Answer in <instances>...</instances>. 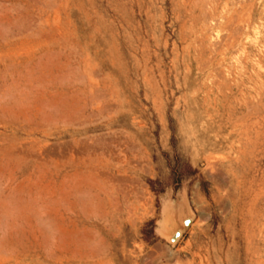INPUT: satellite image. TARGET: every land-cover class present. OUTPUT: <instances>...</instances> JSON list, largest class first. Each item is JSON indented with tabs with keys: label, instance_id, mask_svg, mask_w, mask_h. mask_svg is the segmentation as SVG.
I'll list each match as a JSON object with an SVG mask.
<instances>
[{
	"label": "rangeland",
	"instance_id": "1",
	"mask_svg": "<svg viewBox=\"0 0 264 264\" xmlns=\"http://www.w3.org/2000/svg\"><path fill=\"white\" fill-rule=\"evenodd\" d=\"M0 164V264H264V0H0Z\"/></svg>",
	"mask_w": 264,
	"mask_h": 264
},
{
	"label": "water",
	"instance_id": "2",
	"mask_svg": "<svg viewBox=\"0 0 264 264\" xmlns=\"http://www.w3.org/2000/svg\"><path fill=\"white\" fill-rule=\"evenodd\" d=\"M184 207V215L180 218H178L175 212L168 211L164 214L162 222V226L164 228L163 235L171 244H176L179 241L185 230L194 219V214L191 212L188 202L184 203Z\"/></svg>",
	"mask_w": 264,
	"mask_h": 264
},
{
	"label": "bare ground",
	"instance_id": "3",
	"mask_svg": "<svg viewBox=\"0 0 264 264\" xmlns=\"http://www.w3.org/2000/svg\"><path fill=\"white\" fill-rule=\"evenodd\" d=\"M24 97H25V96H24ZM23 99H24V98H23ZM21 101H22V100H21ZM42 101H43V100H42ZM62 101H63V100H62ZM26 102H27V101H26ZM29 102H30V101H29ZM38 102H39V101H38ZM20 103H21V102H20ZM27 103H28V102H27ZM35 104H37V103H35ZM62 104H63V103H62ZM14 105H15V103L13 104V106H14ZM32 105H33V104H32ZM32 105H31V106H32ZM38 105H39V104H38ZM15 106H17V105H15ZM23 106H24V105H23ZM25 106H26V105H25ZM41 106H42V105H41ZM60 106H61V104H60ZM113 106H114V105H113ZM64 107H65V106H64ZM100 107H101V106H100ZM8 108H9V107H8ZM79 108H80V106H79ZM17 109H18V108H17ZM17 109H15V110H17ZM21 109H22V108H21ZM21 109H20V110H21ZM27 109H28V108H27ZM29 109H30V107H29ZM31 109H32V108H31ZM43 109H44V108H43ZM58 109H59V108H58ZM84 109H85V108H84ZM4 110H5V109H4ZM6 110H7V109H6ZM9 110H10V109H9ZM15 110H14V111H15ZM23 110H25V109H23ZM64 111H65V109H64ZM6 112H7V111H6ZM8 112H9V111H8ZM17 112H18V111H17ZM34 112H35V111H34ZM57 112H58V111H57ZM76 112H77V111H76ZM78 112H79V111H78ZM22 113H23V111L21 112V114H22ZM60 113H61V112H60ZM60 113H59V115H60ZM16 114L18 115V113H16ZM12 115H13V114H12ZM28 115H29V114H28ZM56 115H57V113H56ZM64 115H65V114H64ZM67 115H70V114H67ZM74 115H75V113H74ZM18 116H19V115H18ZM44 116H45V115H44ZM61 116H62V115H61ZM82 116H83V114H82ZM7 117H8V116H7ZM7 117H4V118H7ZM25 117H26V116H25ZM65 117H66V116H65ZM10 118H11V117H10ZM32 118H33V117H32ZM32 118H31V119H32ZM53 118H54V117H53ZM63 118H64V117H63ZM70 118H71V117H70ZM80 118H81V117H80ZM86 118H87V117H86ZM15 119H16V118H15ZM73 119H75L74 116H73ZM9 120H10V119H9ZM9 120H8V121H9ZM11 120H14V119L12 118ZM21 120H22V119H21ZM47 120H48V119H47ZM47 120H46V121H47ZM71 120H72V119H71ZM84 120H85V119H84ZM27 121H28V120H27ZM49 121H50V120H49ZM78 121H79V120H77V122H78ZM82 121H83V120H82ZM13 122H14V121H13ZM47 122H48V121H47ZM51 122H53V121H51ZM79 122H80V121H79ZM36 123H37V122H36ZM71 123H72V122H71ZM58 124H59V123H58ZM63 124H64V123H63ZM26 125H27V124H26ZM47 125H48V124H47ZM27 126H28V125H27ZM28 127H29V126H28ZM76 140H77V139H76ZM74 141H75V140H74ZM80 141H81V140H80ZM77 144H78V143H77ZM29 145H30V144H29ZM10 147H11V146H10ZM10 147H9V148H10ZM55 147H56V146H55ZM88 147H89V146H88ZM114 150H115V149H114ZM26 151H27V150H26ZM29 151H30V150H29ZM32 151H33V150H32ZM9 152H11V151H9ZM11 153H12V152H11ZM29 153H30V152H29ZM2 154H3V153H2ZM4 154H5V153H4ZM23 154H24V152H23ZM49 154H50V153H49ZM66 154H67V153H66ZM33 155H34V154H33ZM68 155H69V154H68ZM68 155H67V156H68ZM7 156H9V155H7ZM25 156H26V155H25ZM88 156H89V155H88ZM4 157H5V155H4ZM10 157H11V156H10ZM26 157H27V156H26ZM26 157H25V158H26ZM79 157H80V156H79ZM83 157H84V156H83ZM20 158H21V157H20ZM42 158H43V157H42ZM57 158H58V157H57ZM7 159H9V157H8ZM26 159H27V158H26ZM28 159H30V158H28ZM28 159H27V160H28ZM78 159H79V158H78ZM102 159H103V158H102ZM21 160H22V159H21ZM34 160H35V159H34ZM34 160H33V162H34ZM38 160H39V159H38ZM59 160H60V159H59ZM64 160H65V159H64ZM82 160H83V159H82ZM86 160H87V159H86ZM10 161H11V158H10ZM36 161H37V160H36ZM67 161H68V159H67ZM76 161H77V160H76ZM78 161H79V160H78ZM80 161H81V160H80ZM102 161H103V160H102ZM18 162H20V161H18ZM21 162H22V161H21ZM30 162H31V161H30ZM43 162H44V161H43ZM82 162H83V161H81L80 163H82ZM22 163H23V162H22ZM31 163H32V162H31ZM40 163H41V162H40ZM76 163H77V162H76ZM68 164H69V163H68ZM83 164H84V163H83ZM0 165H1V164H0ZM15 165H16V164H15ZM31 165H32V164H30V166H31ZM44 165H45V164H44ZM44 165H43V166H44ZM20 166H21V165H20ZM33 166H34V165H33ZM70 166H71V165H70ZM76 166H77V165H76ZM78 166H79V165H78ZM4 167H5V165H4ZM2 168H3V167H2ZM16 168H17V167H16ZM41 168H42V167H41ZM25 169H26V168H25ZM26 170H27V169H26ZM26 170H25V171H26ZM32 170H33V169H32ZM76 170H77V169H76ZM76 170H75L74 173H76ZM30 171H31V170H30ZM44 171H45V170H44ZM81 171H82V170H81ZM12 172H13V171H12ZM18 172H19V171H18ZM23 172H24V171H23ZM41 172H42V171H41ZM77 172H78V170H77ZM4 173H5V172H4ZM9 173H10V172H9ZM13 173H14V172H13ZM44 173H45V172H44ZM65 173H66V172H65ZM69 173H70V172H69ZM82 173H83V172H82ZM82 173H81V174H82ZM67 174H68V173H67ZM81 174H80V175H81ZM101 174H102V173H101ZM6 175H7V174H6ZM10 175H12V174H10ZM16 175H17V174H16ZM36 175H37V174H36ZM42 175H43V174H42ZM64 175H65V174H64ZM71 175H72V174H71ZM76 175H77V174H76ZM20 176H21V175H20ZM62 176H63V175H62ZM77 176H78V175H77ZM14 177H15V176H14ZM26 177H27V176H26ZM30 177H31V175H30ZM74 177H75V176H74ZM78 177H79V176H78ZM82 177H84V176H82ZM87 177H88V176H87ZM9 178H10V177H9ZM44 178H45V177H44ZM44 178H43V179H44ZM68 178H70V177H68ZM93 178H94V177H93ZM5 179H6V178H5ZM7 179H8V178H7ZM20 179H21V178H20ZM20 179H19V180H20ZM22 179L24 180V178H22ZM63 179H64V178H63ZM3 180H4V179H3ZM29 180H30V179H29ZM35 180H37V178H35ZM35 180H34V181H35ZM39 180H40V178H39ZM64 180H65V179H64ZM68 180H70V179H68ZM84 180H87V179L85 178ZM31 181H32V180H31ZM41 181H42V180H41ZM41 181H40V182H41ZM76 181H77V179H76ZM78 181H80V180H78ZM89 181H90V179H89ZM92 181H93V180H92ZM92 181H91V182H92ZM36 182H37V181H36ZM20 183H21V182H20ZM22 183H23V181H22ZM29 183H30V182H29ZM74 183H75V182H74ZM84 183H85V182H84ZM62 184H63V181H62ZM75 184H76V183H75ZM82 184H83V183H82ZM40 185H41V183H40ZM41 186H43V185H41ZM22 187H24V185H22ZM37 187H38V186H37ZM44 187H45V186H44ZM44 187H43V188H44ZM61 187H62V186H61ZM34 188H36V187H34ZM34 188H33V189H34ZM65 188H66V187H65ZM59 189H60V188H59ZM95 189H96V188H95ZM100 189H102V188H100ZM25 190H26V189H25ZM27 190H28V189H27ZM29 190H30V189H29ZM31 190H32V189H31ZM37 190H39V189H37ZM37 190H36V191H37ZM40 190H41V189H40ZM40 190H39V191H40ZM103 190H104V189H103ZM103 190H102V191H103ZM32 191H34V190H32ZM32 191H31V192H32ZM59 191H60V190H59ZM65 191H66V189H65ZM98 191H99V189H98ZM27 193H28V192H27ZM33 194H34V193H33ZM42 194H43V193H42ZM62 194H63V193H62ZM30 195H31V194H30ZM85 195H87V194H85ZM36 196H37V195H36ZM32 198H33V197H32ZM65 199H66V198H65ZM18 201H19V200H18ZM31 202H32V201H31ZM28 204H29V203H28ZM30 205H31V204H30ZM28 208H29V207H28ZM32 216H33V215H32ZM27 217H28V216H27ZM28 219H29V218H28ZM27 221H28V220H27ZM18 222H19V221H18ZM31 223H32V222H31ZM18 228H19V227H18ZM36 229H37V228H36ZM56 235H57V234H56ZM71 236H72V235H71ZM54 237H55V236H54ZM71 239H72V238H71ZM82 240H83V239H82ZM48 241H49V240H48ZM55 241H56V240H55ZM76 241H77V240H76ZM78 241H79V240H78ZM58 242H60V241H58ZM1 243H2V242H1ZM50 243H51V241H50ZM50 243H49V244H50ZM56 243H57V242H56ZM57 245H58V244H57ZM53 246H55V245H53ZM79 246H80V245H79ZM47 247H48V246H47ZM47 247H46V248H47ZM50 247H51V244H50ZM65 247H67V245H66ZM68 248H69V247H68ZM91 248H92V247H91ZM56 249H57V248H56ZM64 249H65V248H64ZM64 249H63V250H64ZM66 249H67V248H66ZM45 250H46V249H45ZM51 250H52V249H51ZM67 250H68V249H67ZM94 250H95V249H94ZM53 251H54V250H53ZM53 251H52V252H53ZM83 251H84V250H83ZM48 252H49V251H48ZM52 252H51V253H52ZM61 252H62V251H61ZM74 252H75V251H74ZM62 253H63V252H62ZM75 253H76V252H75ZM81 253H82V252H80V254H81ZM84 253H85V252H84ZM80 254H79V255H80ZM47 255H48V254H47ZM55 255H56V254H55ZM76 255H77V254H76ZM81 255H82V254H81ZM63 256H64V253H63ZM70 256H71V255H70ZM47 257H48V256H47ZM60 257H61V256H60ZM75 257H76V256H75ZM55 258H56V257H55ZM67 258H68V257H67ZM50 259H51V258H50ZM60 259H61V258H60ZM65 260H66V259H65ZM66 261H67V260H66ZM75 261H76V260H75Z\"/></svg>",
	"mask_w": 264,
	"mask_h": 264
},
{
	"label": "crops",
	"instance_id": "4",
	"mask_svg": "<svg viewBox=\"0 0 264 264\" xmlns=\"http://www.w3.org/2000/svg\"><path fill=\"white\" fill-rule=\"evenodd\" d=\"M164 215V214H163Z\"/></svg>",
	"mask_w": 264,
	"mask_h": 264
}]
</instances>
